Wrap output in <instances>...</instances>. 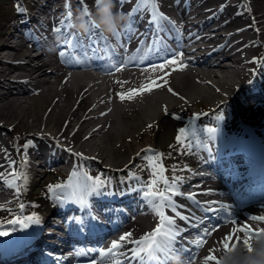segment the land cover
Returning a JSON list of instances; mask_svg holds the SVG:
<instances>
[{
  "label": "bare ground",
  "instance_id": "bare-ground-1",
  "mask_svg": "<svg viewBox=\"0 0 264 264\" xmlns=\"http://www.w3.org/2000/svg\"><path fill=\"white\" fill-rule=\"evenodd\" d=\"M52 1L46 0L39 1L40 3L22 4L21 9L23 11H20L21 13L24 12L27 17L29 15V20L33 19L36 21L39 19V12L47 13L50 11ZM78 1L80 5L78 4L76 8H81L85 0ZM123 1V6L129 4V0ZM85 2L87 3V1ZM240 2L245 3L243 0H231L225 6H221L224 8L223 10L217 11L208 19L201 20L206 14L211 13L213 8V5L209 4L210 0H205L203 6L200 7L201 9L192 16V21L199 20L194 25L208 39V49L212 46H220L221 39H216V35L210 34V30L207 29L212 27V25L234 24L240 17L238 7ZM38 3L41 4V7L37 9ZM253 4L255 8L253 12L256 14L254 18L260 20L259 25L262 28V32L257 34L249 31L247 34L253 35V38L262 39L264 38V0H253ZM172 5L177 6L178 4L174 2ZM161 6L166 7L167 5L161 3ZM89 7L94 9V4L90 3ZM76 8H74V11H77ZM61 9V7L57 8V11L60 12ZM190 13L191 10L188 15ZM227 15L234 17L228 19ZM61 19L62 14L60 13L50 17L48 22H36L40 24L39 33L46 42L52 37V33L48 32V26L61 21ZM15 20L21 22V18H15ZM203 21L206 22H204L205 24L202 27ZM18 22L0 30V130L12 128L13 131L17 127L29 130V136L37 141V145L24 149V154L34 161L41 159V147L50 153V156H48L50 160H53L54 156L62 159H65L63 157L65 156L68 159L69 152L66 146H69L74 147L80 154L86 155L89 153L94 155L95 159L101 160L111 168L126 164L130 155L127 156V159L121 161L124 154L115 150L117 142H114V140L123 138L133 130L130 123H126L128 122L127 111H132V114L137 113V122L134 127L138 123L144 126H152L155 122L157 123L154 138L151 143H146V146L157 152H164L174 143L177 128L180 126V122L171 117L172 112L169 106L174 108L176 105L182 104V101L195 103L201 100H210L213 97V93L208 88L215 86V84L224 89L230 88L234 80H241L251 70V68L246 67L248 58L245 56L250 52L251 48L241 38L237 42V45H241L240 48L232 52L234 43L232 44L231 41L234 40L233 36L236 33L231 31V33L225 34L226 43L230 42V44H228L227 48L224 46L222 51H225V53L222 56L234 58L233 66L228 67L225 64H220L216 68L211 67L200 71L187 69L184 72L176 73V87L178 89H176L178 91L176 96L181 99L176 100L172 96H167L165 98V100L167 99L166 102H168L167 108L164 104H161L164 96L162 94L157 95L156 91L158 90L153 89L144 94V97L149 99L144 101L139 107L129 105L127 110V107H119L117 105V107L111 108L113 103L111 98L109 99V95L115 91L112 87L114 79L105 78L85 70L68 72L63 64H59V62H63L62 59L56 58L55 54L54 59L50 57L46 59L45 52L36 53L37 48H41V46L38 44H26L28 37L26 33L21 32L19 36L18 31L22 25ZM249 23L251 24L249 28L252 29L255 25L251 21ZM219 58L217 59L219 60ZM145 74V72H142L138 75L136 73H128L127 75L130 80H137L144 78ZM108 80L111 86L104 84V81ZM209 80H213L215 84L209 82ZM120 81L116 80V82ZM202 83H207L208 88L203 87ZM211 90L215 91L213 88ZM90 118L94 119L96 124L93 125V121ZM108 123L109 125H107ZM38 134H40L38 137L44 138L45 136L51 142L47 141L44 143L42 141L43 145L41 146L40 139L35 137ZM10 136L11 133L9 138ZM4 143L5 139L0 131V171H4L0 174V204L11 203L10 201L17 197L13 178L15 179L16 170L18 169L16 165L18 163H15V154L11 145L5 143L6 148L1 145ZM141 147L143 148V145ZM135 151L137 152L133 155L138 153V148ZM140 154L139 152L137 155ZM135 160L137 159L134 157ZM34 161L31 163L26 160V162L18 166L35 173L38 170L36 168L37 164L34 166ZM41 161L45 162V160ZM14 165L16 170L13 168ZM146 168L147 166H141L140 171L136 174L142 177ZM114 175H116L115 179H118L119 183L125 177L121 174ZM50 179L51 176L46 173L42 174L38 180L35 178L28 179L26 175L21 174L20 182L22 187L29 191L44 187L45 181ZM29 201H34V204H37L42 211L50 207L49 200L46 197H38ZM24 203L23 206H29L27 204L28 201H24ZM148 220L150 219L143 220L141 223H129L128 229H125L122 233H140L145 230ZM223 234L224 232L220 236H223Z\"/></svg>",
  "mask_w": 264,
  "mask_h": 264
},
{
  "label": "snow or ice",
  "instance_id": "snow-or-ice-1",
  "mask_svg": "<svg viewBox=\"0 0 264 264\" xmlns=\"http://www.w3.org/2000/svg\"><path fill=\"white\" fill-rule=\"evenodd\" d=\"M97 2H99V0H97ZM142 10H150L151 13L150 18L147 21L146 33H141L140 37H138V39L140 40V45L146 46L147 51L145 52L144 47H138L137 56L133 57V59H137L141 53H144L142 59L147 60L149 58V55L153 52H155L156 54H159V52H168L173 57L176 56L177 53L169 48V46L165 43V38L162 37V34H164L165 36L173 32L178 34L179 30L176 27V23L166 17L163 13L158 11L156 0H137L136 5L131 9L128 15L133 16L134 14L141 13ZM21 11L23 10L21 9ZM82 11L85 15L90 14L87 6H83ZM71 15L72 13L69 8V10L67 11V18H70ZM141 19H143V16H141ZM134 31L135 29L129 26L128 32L125 33V35L128 36L129 41L131 39V33H133ZM91 35L96 34L92 33ZM113 35L118 41L120 40L121 33L119 31L114 32ZM99 37L100 39L105 41L104 52L106 54H109L112 58H115L117 56V53L115 52L114 46L107 42L108 38L104 36L102 32L99 34ZM66 43L72 44L73 47H77V44L73 43L72 41H66ZM59 55L61 57H64L66 53L64 51H61ZM69 58L71 59V57ZM124 62V59H120L117 61V63L120 65H123ZM127 62L131 63L132 61L128 60ZM176 63L177 61L175 59L165 58L163 63H160L158 65L153 64L151 65V67L153 71H155L157 68L164 69L166 65ZM116 70L119 71L120 67H117ZM153 86L160 87L161 85L155 84V82H153L146 87H142L140 91H151ZM133 94H135L134 90H130L127 98L131 99ZM120 98L124 99L125 95L123 93L120 94ZM220 118L221 116L218 115L217 119ZM206 131L209 137L214 138L216 131L215 128L207 127ZM186 134L187 130L185 128L179 129V133L175 137L178 147L183 145L187 149L193 146V141L191 139H189V142L187 144L184 143ZM191 135L195 136V133H192ZM202 145L203 142L200 140L197 143V146ZM31 146H33V142L29 140L26 144L23 145V148L28 149ZM69 151H71V149H69ZM148 151H151V149H149ZM75 155L80 156L81 154L75 153ZM161 156L162 154L156 153L152 158L155 161L150 165L151 176L153 177V179L147 184V190L143 191V196L145 198L146 204L152 208L156 216H158L159 218L158 226L152 232L145 234L140 239L130 240L131 233L121 235L119 237V241L114 240L111 242V247L108 248L107 251L103 249L100 250L99 255L102 258L109 257L114 259V253H116L118 249L124 247L123 242L128 241L133 245V247L128 249L127 252L120 253V255L124 256L126 261H135L136 264H167L168 251L173 248L177 239L185 231L184 228H178L176 226V219L184 221L192 228H198L200 225L204 224V220L201 217H196L193 214L183 215L180 211H177L178 207L183 206L177 205L173 198L177 195H183L179 191L177 185V182L181 181L182 178L179 176H174L171 183L169 182V179L164 175L165 168L162 164H159ZM145 159L149 158L145 157ZM75 175L76 174L74 172L73 176ZM129 178L137 180L139 179L135 173H131ZM88 179L90 178L86 177L84 180L77 181L71 185L50 184L47 186V191L51 194V197L57 202V204L73 201L77 204L87 206V197H95L97 195L105 196L104 189L107 183L106 181H102L98 177L92 180L91 183H88ZM161 182L164 185L163 190L154 191V186ZM69 188H71V191H68ZM108 195H111V193H108ZM187 198L192 200L196 207L199 208L205 215H207V213L209 212L215 211V209H213L212 207L208 205L202 206L199 202H197L195 200L194 194H189ZM166 207L172 211L175 218L173 216H168L165 214L164 209ZM221 207L225 211H227V206L221 205ZM252 219L264 220V217H252ZM29 222H39V217L36 216L35 213H33L31 216L24 218V220L13 221V223H20L25 227ZM232 223H235V221H232ZM234 231L237 230L234 229ZM238 231L244 232L242 243L248 245L249 247L250 241L252 240L253 236H259L261 233H264V229L256 230L255 232H253V230L248 228L247 225H245ZM205 233L210 234V230L205 229ZM5 234V232L0 231V235ZM230 239L231 237L229 236L225 237L224 240L221 241L225 249L229 248L230 244L228 241ZM236 241L240 242L239 236L236 237ZM237 242L231 243V246H235ZM192 243L197 247H201L204 244V240L195 239L192 241ZM213 251V249H209V255L203 258L205 264H208L209 261H214L215 264H219L216 255L212 254ZM93 264H95V260H93Z\"/></svg>",
  "mask_w": 264,
  "mask_h": 264
},
{
  "label": "clouds",
  "instance_id": "clouds-1",
  "mask_svg": "<svg viewBox=\"0 0 264 264\" xmlns=\"http://www.w3.org/2000/svg\"><path fill=\"white\" fill-rule=\"evenodd\" d=\"M115 0H94V9L91 15L76 14L71 21L72 27L80 33H87L95 27L106 36L112 35L126 22L124 13L114 11ZM216 257L219 264H264V233L253 236L250 247L243 243L223 246L216 249ZM168 264H190L183 253L172 248L167 253ZM201 264H205L201 261Z\"/></svg>",
  "mask_w": 264,
  "mask_h": 264
},
{
  "label": "rangeland",
  "instance_id": "rangeland-1",
  "mask_svg": "<svg viewBox=\"0 0 264 264\" xmlns=\"http://www.w3.org/2000/svg\"><path fill=\"white\" fill-rule=\"evenodd\" d=\"M11 10L12 9L6 0H0V30L5 28V26H9L10 22H8L7 24H5V22H7L9 20V18L12 17V11ZM248 64H249V61H248ZM236 81L234 80L232 83H234ZM170 82L171 83H170L169 87L167 86L168 89L166 91L160 90L157 92V95L162 94L164 96V99L161 100V104H164L166 106V108H167L168 102H166L167 99L165 100V98L167 96L168 97L172 96L173 98H176V100L181 99L180 97L176 96V95H178V91H177L178 89L176 87L177 80L173 79ZM212 82H213V84H215L213 80H212ZM201 85L205 88H208L207 83H202ZM212 88L215 90L216 89L222 90V87H219L218 85L215 84V86L208 88L210 90V92L213 93V97L210 100H207V101L201 100V101H198L195 103H192L191 101H186V102L182 101V104H178L174 108L169 106V108H170V110H172V112L175 116L176 115L178 116V115H182L183 112L186 113V112L198 111V110L202 109L206 104H210V105L214 104V102H216L222 98V93L211 90ZM120 89L121 88L119 87V90ZM114 90H115V92L110 96L111 102L113 103L111 108L117 107V105H119V107H124V106L127 107V110H128L129 105H136V107H139L142 105V103L144 101H147V99H149V98H145L142 96H140V97L132 96L131 99H128L125 96L124 99H121L119 91H117L116 89H114ZM227 90H229V89H227ZM223 91H226V90H223ZM127 112H128L127 113L128 122H126V123L127 124L130 123L133 130L128 135L126 134V136H124L123 138H121V139L116 138L114 140V142H117L115 150L121 154H124L121 161L127 159L128 155H132V152L135 149H137L140 145H143L146 143H151L152 139L154 138L155 131L157 129V123L156 122L152 126H144V125L138 123V125L136 127H134L136 122H137V120H136V117H138L137 113L133 112L134 114H132L131 113L132 111H127ZM90 119L93 121V125L96 124L94 119H92V118H90ZM73 122H74V120H73ZM107 125H109V123ZM12 133H13L12 144H16V137H18L19 135H21V136L27 135V133H29V130H23L22 127H17L16 129L13 130ZM108 160H109V157H108Z\"/></svg>",
  "mask_w": 264,
  "mask_h": 264
}]
</instances>
